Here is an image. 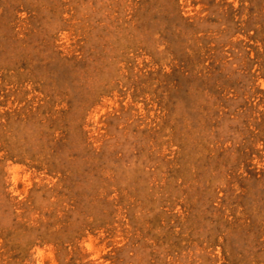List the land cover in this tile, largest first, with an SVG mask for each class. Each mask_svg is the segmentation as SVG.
Instances as JSON below:
<instances>
[{
    "label": "rangeland",
    "instance_id": "374dc122",
    "mask_svg": "<svg viewBox=\"0 0 264 264\" xmlns=\"http://www.w3.org/2000/svg\"><path fill=\"white\" fill-rule=\"evenodd\" d=\"M0 264H264V0H0Z\"/></svg>",
    "mask_w": 264,
    "mask_h": 264
}]
</instances>
